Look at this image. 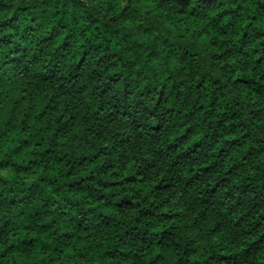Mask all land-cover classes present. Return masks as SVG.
I'll use <instances>...</instances> for the list:
<instances>
[{"label":"clouds","instance_id":"9594fccd","mask_svg":"<svg viewBox=\"0 0 264 264\" xmlns=\"http://www.w3.org/2000/svg\"><path fill=\"white\" fill-rule=\"evenodd\" d=\"M0 264H264V0H0Z\"/></svg>","mask_w":264,"mask_h":264}]
</instances>
